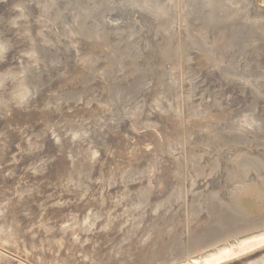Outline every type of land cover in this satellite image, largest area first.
<instances>
[{"label": "rangeland", "instance_id": "rangeland-1", "mask_svg": "<svg viewBox=\"0 0 264 264\" xmlns=\"http://www.w3.org/2000/svg\"><path fill=\"white\" fill-rule=\"evenodd\" d=\"M251 178L264 0H0V264H255Z\"/></svg>", "mask_w": 264, "mask_h": 264}, {"label": "bare ground", "instance_id": "bare-ground-1", "mask_svg": "<svg viewBox=\"0 0 264 264\" xmlns=\"http://www.w3.org/2000/svg\"><path fill=\"white\" fill-rule=\"evenodd\" d=\"M245 181L247 183L243 184V186H239L240 184H238L236 188L235 187L233 188L235 189L234 191L235 194H232L233 195L232 197L234 198L233 199L234 203H230V204H236L234 206L235 209H237V207H240V206H243V207L246 206L243 208L245 210L243 211V213L247 212L248 215L254 216V219L251 220L249 219L250 217L242 218V219L238 218V220H235L232 222L233 225L229 229L216 232L211 237L208 236L203 239L199 238L197 241H194L193 244L190 246L189 251L191 254L197 253L201 249L204 250L206 248H209L211 245H214L222 241L223 239H225L226 237H229L230 235H234L235 233L242 232L246 228H247V231L249 230L248 228H251V229L255 227L260 228L261 226L264 228V213L259 215L262 207L264 206V199L262 200L257 199L256 201H254L253 199H244L245 197L240 198L241 195H243V193L245 194L249 192L252 186H254L257 183V182L252 181V178L250 179V181H247V180ZM230 195H231V192H230ZM255 264H264V257L260 258V260Z\"/></svg>", "mask_w": 264, "mask_h": 264}, {"label": "water", "instance_id": "water-1", "mask_svg": "<svg viewBox=\"0 0 264 264\" xmlns=\"http://www.w3.org/2000/svg\"><path fill=\"white\" fill-rule=\"evenodd\" d=\"M260 229H262V227Z\"/></svg>", "mask_w": 264, "mask_h": 264}]
</instances>
